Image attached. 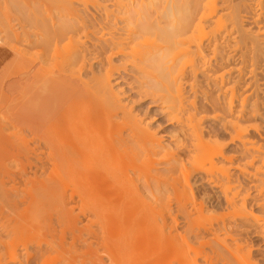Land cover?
Masks as SVG:
<instances>
[{
	"label": "bare ground",
	"instance_id": "bare-ground-1",
	"mask_svg": "<svg viewBox=\"0 0 264 264\" xmlns=\"http://www.w3.org/2000/svg\"><path fill=\"white\" fill-rule=\"evenodd\" d=\"M69 1L67 2L66 6L65 4L63 6V3H65L66 0L65 2H63L62 0L60 5L62 4L61 6L64 9H66L67 7V10L70 11L69 15L72 16L76 14L74 12L71 13V9H73V4H74L72 2L74 1L82 2V1L80 0H69ZM109 1H110L109 3H111V5L116 8V15L114 14L115 11H112V8L110 9L111 10L110 11L106 9L108 8L106 7V5L101 6L102 4H99L100 2L99 3L95 2V4H98L95 7H98L97 8L98 11L101 12L99 18H95L94 16L80 17L79 15H77L80 14L78 12L76 15L73 16L77 19L74 20V24H73V19H74L73 17H72V23L70 22L71 25L68 24L69 20L68 22H64L70 26L68 25L66 26V24L64 25L65 27L64 29L68 28V30L67 31L63 30L62 34L56 36L57 37V39H55L56 43L58 42L61 43L65 41L67 42V44L64 42L66 46L67 45L71 46L70 44L71 41L73 40V37L76 34H78L77 32L79 31L83 32V37L85 38L84 40L88 41V43L90 42V40L92 41L89 46L86 45L87 43L86 41H82V42L78 41L79 46L77 47L75 46L76 48L73 49L72 51L70 50L71 54L69 53L70 55H68V60L66 62V65L65 67H63L64 69L59 70V71L62 70V72H60L59 75L55 74L56 78L57 76L61 77L60 79H62V81H60L57 78L58 81L54 82L53 79L51 80V82L53 83H47V85H45L43 88L41 87V85L38 86V88L35 91V94L33 93L34 96L30 97L32 99H30V101L27 103L30 104L29 107L31 109L28 116L27 115H26L27 117L25 115H24L25 117L18 116L21 119L20 121L19 118H16L18 119L16 122L21 124L25 122L22 121V118L23 120L28 119L27 123L29 122L30 124V129L32 134L31 137L32 139L30 142L32 145L30 146L31 148L29 146H26L29 149L26 148L27 149L26 152H24L25 150L23 152L28 156L27 158H30L29 162L26 161L30 164V166L28 165L30 170L32 169L31 165L32 167L34 166L32 172L33 175L35 176L37 175V173L39 174L40 171L42 173L41 175H43V176L39 175L42 178L41 181H38V179H36L35 181V178L29 177L28 174L30 172L27 174V171L23 170L24 168L27 169V167H24L26 166V164L24 165V162L22 160L24 157H22V159L20 158L22 162L19 161L20 162L19 164H23L20 165L22 167V168L20 167L19 169L20 172L22 173L20 174L24 175L25 172L26 173L25 175L26 176L28 175L27 178L29 179V181H27L26 183L34 181L35 184H38L35 185L32 182L30 183L32 184L31 189L30 188L28 189L30 191L27 192L26 194L24 193L25 195L29 193L27 195V198L24 197L23 194H17L20 184L17 183L18 181H16L15 177L18 176L17 174L19 173L17 172H19V170L17 171L16 169L17 174L13 173V171L10 170L12 166L11 165L9 166L7 162L3 164V161H6L5 159L2 161V159L6 158L8 154L6 155V157L5 156L3 157V153L2 152L0 153L2 155L0 160V264H43V263L72 264V262H74V260L76 259H80L81 261L79 262L80 264H158V259L160 260V258L157 257L159 255L161 256L163 253L161 252L162 248L160 250V248H158L159 245L157 246L155 244V241L157 240L159 233L158 230H160L161 227L162 230L164 229V227L165 228L167 227L168 230H170V232L172 231L176 232L177 230L176 226L180 224L177 223L178 220L175 215L166 216L164 213L170 212V207L174 205L176 213L174 210L173 213L180 214L181 212L183 213L181 215H184L182 216V218L185 217L186 219L189 220L188 217H191L193 212H195V214L196 213L201 214L200 216H202L203 215L202 212L206 210L204 207V203L202 201L196 202L197 199L196 200L192 199L193 197V190H192L193 187L191 184L192 180L194 181L195 177H197V181L206 184H211L213 188L217 189L219 192H221V194L224 195H225L224 188L230 185L229 186V190H230V187L232 188L233 186L236 185L233 183L234 182L233 173L230 174V170H232L230 169L231 167L230 166L226 167L227 164L226 162H228V159L223 151L224 148L223 145L221 143H218L217 141H209L208 140L209 138L206 139L207 138L206 136H208V132H205L204 127H202L203 122L206 120V118H204L205 116L203 118L196 119L195 116L191 115L189 119H186V121L185 119H183L182 121L181 118H179L180 116L178 117L175 114L174 116L171 115L169 113L170 111L169 112L167 111L168 108H165L166 105L169 103L167 101H170L169 99L170 97L168 98V96L165 95L171 93L169 92L170 89L174 91L177 95V97L175 95L173 97L180 99H182L181 96L183 95L182 93L185 90V86H183L184 81H185V85L189 87L190 90H194V87L192 86L193 83L191 84L184 79L187 78L188 76H191L192 74H193L192 76H195L196 74L195 69H193L192 74H190L191 72L188 71L189 72L188 73L185 70L186 68L182 69L181 67H179V65L182 64L183 58H185L186 56L190 57L193 54L192 51H190L191 49H189L190 48L189 44L191 45V43L193 42L189 40L192 39L194 40L195 38L193 37V34H195L198 31V29H201V27L202 28L204 27L203 24L206 22L204 20L210 19L211 21L212 15L214 13L212 15L210 12H209L210 14L209 13L207 14L209 10L208 11L205 10V5L203 6V2L205 0H202L203 2L201 0H164V1L159 0L160 3L158 2V0H156L157 3H155L156 4L155 6H157V8L160 6V8L163 11L159 9L161 16L156 17L155 20H153L152 18L151 21V19H149L151 17L148 18L146 16H150L148 14H150V12L153 11L152 9H154L153 11L154 13L156 12L155 13L156 16L158 15L159 12L157 11L158 9L155 10L156 8L154 6L153 8L151 7L152 9L148 8L151 11L146 10L147 4H144V0H137V5L134 6V7L136 6L138 7L136 8L137 10L136 9L130 10L126 8V6L123 5L124 3L122 4L120 0H109ZM149 1L150 2L148 5L150 6L152 5L151 4L152 1L151 0ZM228 1L231 4L239 0H228ZM241 1H245V0H241ZM199 2L202 3L201 5L203 6L204 11H207L204 13V17L206 18V16H210L211 18L209 17L208 19L207 18L205 19L203 18V15H201V17L199 16L198 12L200 14L204 12L202 11L201 5H200L201 10L198 9L197 11V7L200 4ZM205 2H207V0ZM227 2L225 1L222 3L227 5L224 6L226 7L229 6L230 8H232L230 4L228 5ZM252 3L256 4L257 0L256 1L253 0ZM259 4H261V0ZM207 5L208 4H206V6ZM243 5L244 4H242V6ZM248 5L251 6L250 4ZM262 6L259 7L262 9ZM62 7H59V9ZM255 8L257 9L258 6H255ZM35 9L38 10L37 8ZM206 9L208 8L206 7ZM245 9L247 10L246 6ZM72 11H75V6H74V10ZM153 12H151L152 13L151 15L155 16ZM230 12L232 13V11ZM251 12L249 13L251 14ZM32 13H31V20H34L33 22L36 23L38 19L37 16L40 13H38L37 15H35L36 13L35 14ZM112 13L115 15L114 17H111ZM196 13L198 14L197 16ZM129 14H132V16L131 17L128 16L127 18L124 17ZM258 14L260 15V12L259 13L257 12L256 14L257 19L254 21L257 24H260L261 22L260 19L258 20V18L264 15L262 14V12H261L262 16L261 15L259 16ZM62 15L64 14L62 13L61 16ZM65 17L63 20H65ZM195 17L198 20V24L199 21L201 22V20L203 19L201 26L199 24L196 29L195 27L197 26V22ZM239 19L238 20L234 19L233 22H231L232 23L231 26L233 25V28L231 27L232 30L235 29V27H239L240 23H242V21H240ZM38 22L36 24H38ZM59 22L60 21H58V23ZM194 22L196 23V25H193ZM212 22L213 21H211V23ZM43 24L44 23H42V26ZM48 24L49 26L51 25L50 21ZM57 25L59 26V24ZM95 25L99 28H97ZM49 26L48 28L51 27ZM104 27H107V30H109V32H111V30L114 31L111 34V36H109V33L106 30V32L108 33L107 35L109 36L107 37L109 38L108 40L107 38L105 39V37H103L101 34H100L101 36L97 37L99 32L96 29H100V30L105 29ZM191 27H192L191 30H193L194 28L195 31L194 30L191 31L190 30ZM153 28H156L158 34L155 35L157 38L159 39L161 38L160 40L163 41L162 43H164V45L158 43L157 45L159 46L162 45V46L153 49V51L150 53L146 52L147 54L145 53L144 55H142V57L139 56L138 62L140 64L139 66H142V64L144 66L142 68L140 67L139 70L144 68H151L153 69V71L156 72L157 75L153 76L152 78L149 77L150 76L149 75L148 77L152 79L150 81L148 80L149 83L143 84L140 83L139 81L140 84L138 86L136 84V87L130 86L129 91L135 92V94H137V96L139 97H143V96L150 97L151 106L153 107L160 106L161 110L162 109L164 110L163 114L166 116V122L168 126H174L177 128L178 131L176 135L171 134V137H169L168 139L169 141L166 144L162 140L163 136H165L164 134L157 135L156 131L153 132L149 129V127H147L146 124H145L146 126L143 125L144 124L143 121L137 118V115L132 114V110L127 105L128 103L127 104L124 103L123 98L124 96L126 97V95L124 94L125 93L124 88L122 89L120 86L121 84H127L126 82L127 79L125 80V77L120 75L119 72L120 70L126 69L124 68L126 66L125 65H123L124 67L119 65L116 66L114 65L115 63L113 64L114 58L120 56L124 57L126 55V50L128 49V47H130L129 46L130 44L135 43L137 39H139L141 36L143 37L144 34H146L148 31H150V33H152L153 31L155 32L156 30H154ZM231 28L229 30H231ZM152 29L153 31H151ZM44 30L46 31V28ZM203 30L205 29H202V31ZM225 30L226 32L229 31V30L227 31V29ZM60 31L62 32V30ZM47 32L48 31H46L45 34H47ZM188 32L189 33L193 32V34L192 33L187 34ZM229 33L230 32H228V34ZM158 35L160 37H158ZM46 36L49 37L51 35H46ZM183 36L186 37L187 41L184 42L187 43L183 42V40L185 39V37ZM189 36H192V39ZM53 37L54 35H52V37L50 38ZM187 37L190 39H187ZM257 37L258 38L260 37L262 39L261 41H264V31L262 29L260 33L258 31ZM215 39L212 40V42L213 41L218 42L217 41L218 39L216 40ZM51 42L53 41H50L49 43ZM212 42L209 41V43L213 45H210L207 42L208 47L214 46L216 48L217 46L216 42L213 43ZM214 43L216 44V46ZM262 43L263 42H261V44ZM46 44L49 46L48 42ZM185 44H188L187 45L188 48L187 47L184 48L185 46L183 45ZM178 47H181L179 51L177 50L179 49ZM200 47L197 45L196 48L198 51L196 50V48L194 50L195 53H197L198 55H200V53H198L201 50ZM232 51L234 52V50ZM176 52L178 55L180 54L179 56L182 57V60L181 57L178 58ZM183 52L186 55L185 57L183 56L184 54L181 55ZM187 52L189 54H186ZM88 55H90L93 62H100V63L105 62L107 64L106 66L107 68L104 71L102 70L103 71L102 75L95 74L92 66L90 64H87ZM227 57L231 58L232 56L227 55ZM202 58L203 57H201L200 55L201 62L204 61ZM138 62L136 64H138ZM175 62L178 64H176ZM227 62L229 61L227 60ZM202 65H206L205 61L203 62V64H201V66ZM176 66H178L183 71ZM206 67H204L205 70H207L208 68ZM74 68H76L75 72L72 71L74 70ZM204 69L202 70L203 73L205 72ZM240 72L238 71V74ZM82 73L83 74L85 73L86 74L85 76L90 75V79L83 80ZM192 76L191 78H195ZM238 76L237 78H240V75ZM188 79H190V77L187 78V80ZM114 85H116L118 88L114 89ZM129 85L127 84L126 86ZM223 85L224 84L222 82V79L220 80L219 83H217V81L215 83V86L219 90V92L226 91L225 90L226 88L223 89ZM231 88H232L231 90L229 89L231 93L228 92L230 95H228V93L226 95V97L229 96L227 98L228 99L227 108L230 110V113H232L231 107L233 103V96H235L233 95V87ZM41 89L44 91V94L43 93L41 94L42 92ZM223 92L221 94H224ZM170 95L172 100L173 98L172 94ZM191 104L192 103H190L189 105ZM242 106L243 104H241V107ZM116 119L117 120L121 119L122 122H128L129 124L128 132L125 131L126 133H122L120 131L123 128L119 129L120 123ZM230 123L235 130L236 139L240 142L244 150L248 153L252 151L253 153L260 154L261 147L258 148L254 146L253 142L247 140L249 138H246V140H244L246 136L243 137L244 139L241 138L242 134L243 133L246 134L247 131L245 133V131H243L239 127V125H237V123L235 122H230ZM0 143H5V141ZM23 148L25 149V147ZM1 149L3 150V148ZM5 154L6 153L4 152V155ZM27 158H25V160H28ZM8 166L10 168H8ZM11 169H13V167ZM158 169L162 171L159 172ZM38 170L40 171L36 173V171ZM242 170L243 169H241V172L244 173L245 170L244 171ZM11 171L13 174H16L14 175L15 177L13 176ZM25 175L23 177H25ZM253 177L255 178L256 176L254 175ZM232 184L234 185L232 186ZM17 185L19 186L17 187ZM260 187L262 188L260 189ZM233 188L235 189V187ZM236 189L238 191V188ZM23 190L24 189H22V191ZM169 193H171V196H167V194ZM258 193H260V195L258 194L260 197L264 198V176L263 179H261V185L259 186ZM234 194L236 193H233L231 198H228L229 196L228 197L224 196L225 198L224 202L228 204L227 206L229 205L232 206L233 204L234 205L236 204L235 198H237L236 196H238V194H236V196ZM49 196L50 197L54 196L55 198L59 196L60 197V198L58 197V199H60L59 204H57V206L56 204H54L52 206L53 208H51L50 201L53 200L54 198L50 199L48 198ZM150 201H153V204L152 203L150 204ZM156 203H158L157 206L154 205ZM261 207L264 208V202L261 204ZM57 208H59V210ZM55 209L60 211L59 214L60 216L61 215L63 216V219L61 218V221L64 220L66 227H68L67 228L68 232L71 233L69 234V236L70 235L72 236L71 239L74 240V242H72V240L70 241V243L65 242L66 236L68 235L64 234L62 231L60 232L64 236H59V238L57 236L59 242L58 243L52 242L55 239L52 240L51 237L52 236L55 237L57 234L56 233L54 235L52 233H54V231L58 232L57 230H55L56 226L54 227V225H57L56 223L59 222L56 220V215H58L57 214L58 211L53 212L56 211ZM52 214L55 215V220H53V222H52V218H53ZM195 214L193 216L195 218H192V220L197 219L198 220L197 222L201 221L200 218H196ZM79 215L82 216V219L83 218L85 219L84 223H82L83 221L81 222ZM164 215L166 217H169V221H170L169 223L166 222L167 219L164 217ZM200 216L198 215L197 217ZM204 216L201 219H203ZM245 216H247L245 217L246 219L249 217L246 214ZM250 220H252V222L254 221L255 225L258 224L257 225L258 228L261 227L259 231L260 234L259 232L256 233L259 234V236L261 235V238L264 240V220L260 222H258L256 219L255 221L252 218ZM185 221L186 220H184V222ZM210 221L213 222V220ZM216 221L218 222V220L215 219L214 222ZM201 222L203 223L204 221L202 220ZM221 222H222V224H220L221 226H218L217 224V226L215 227H217L220 230L224 229L222 230V232H225L226 230L225 227L227 226H225L223 221ZM254 222L252 224H254ZM51 223L54 224L51 225ZM159 225H161L160 228ZM200 225H198L199 228L201 227ZM205 225L206 224H204V226L202 225L204 227L203 230H199L197 228L198 230L195 232V234L194 235L191 234L193 236L192 237L193 239L195 238V240L197 241L199 240V242L201 241L200 243H202V247L204 245H208L209 241L213 240L214 242L215 239H217L216 238L217 231H215L216 229L212 226L213 224H211L210 222L207 223L206 227ZM226 225L228 224L226 223ZM60 232L58 233L60 234ZM191 233H193V231ZM72 234H74V236H76L77 238L80 235L81 238L88 236L87 240L91 239L90 241H88L89 242L88 243L85 237V239L83 238L85 241L81 242L80 240L83 239L79 237V239H77L79 240L77 241V244L80 247L83 244L85 246H82L81 248H79V250L77 248V250L79 252L83 248L82 250H84L85 253L82 250L80 252H83L85 255L88 254L87 257L89 256L92 258L89 257L79 258L83 253L80 254L78 252H75V250H73L75 254L71 251L72 254L69 255L71 252L69 251L70 252L69 253L67 252L68 250L65 249L66 250L65 252L69 254L68 256L66 255L67 253L63 254L65 253L63 252L64 251L63 247H66V244L68 245V244L76 243V239H74V236ZM48 235L49 237L51 236L50 237L51 242L53 244L55 243L57 247L53 245H52L53 247L47 245L48 248L47 247L43 248L42 243L44 242L42 241L41 243L40 238L45 237V239H47L46 236L48 237ZM177 236L178 235L176 234V237ZM57 239L56 241H58ZM170 239L172 240L173 236ZM197 241L195 242L199 244V242ZM61 242L64 243L63 244L64 246L63 245L61 246L62 244ZM80 242L82 243V245ZM176 242L177 241H175L174 243ZM93 243L96 244L97 246H100L98 244H102V243L104 244V247H106L104 248L105 252L107 250L106 257L102 254H99V256L101 255L100 257L97 256L96 251H94L91 248V246L96 247V245H94ZM189 243L187 245H189ZM58 244L60 246H58ZM49 245H51L50 241H49ZM149 245H151V249H146V246L149 247ZM211 245L213 244H211L210 242V245H208V247L210 248ZM71 246H74V244H72ZM189 246H193V244ZM198 246H199L198 248H200V245ZM235 246L237 249H239L240 247L239 245H235ZM59 247L60 248L62 247L63 251L61 250L60 252L63 253L62 254L58 253V254L63 255L62 256L63 258L59 256L60 258L56 260L54 259V261H51L50 260L51 258H44L48 256V254H50V251L52 249L56 251V248L58 249ZM205 247L206 246H204L203 248ZM220 247L221 249L222 247L224 249V246H220ZM30 248L32 250H30ZM187 248L184 250H188ZM213 248L214 245L210 249ZM215 248L217 247L215 246ZM236 248H233L231 250H236L235 252L237 253L238 250ZM219 249L217 248V250ZM195 250L192 251L193 252L192 254H194L193 258H178L176 259L177 260L176 262L178 263L181 260L179 264L180 263L199 264L198 263L199 258H197V256H199V253L201 254V252L199 251L197 252ZM214 250L216 249H213L210 252H213ZM99 251H101V248H99ZM170 251H174V249L173 250L170 249ZM170 251L168 252L170 253ZM185 252L186 251H184L183 253L181 251L183 255L185 254ZM217 252L218 251H216V253L214 252V254L217 255L218 258L216 256H215L216 258L215 257L213 258V256L212 258H207V257L200 258L201 261H203L202 264H212L213 260H214L213 264H234L233 263L234 260H235V264H254L251 263L252 261L249 263L245 262L244 261L245 258H242L243 261L241 259L240 261L237 258H233V257L224 258L223 255H227L229 251L227 252L224 250V252H226L225 254L222 251L223 252V254L221 253L222 258L220 256V251L219 254ZM248 252L250 253V251ZM214 254L212 253V255ZM233 254L232 256H234ZM72 255H74L73 258H68ZM64 256H66L67 258H65ZM75 256H78V258ZM102 256L105 258H101ZM228 256L230 255L228 254ZM82 257L84 256L82 255Z\"/></svg>",
	"mask_w": 264,
	"mask_h": 264
},
{
	"label": "rangeland",
	"instance_id": "rangeland-1",
	"mask_svg": "<svg viewBox=\"0 0 264 264\" xmlns=\"http://www.w3.org/2000/svg\"><path fill=\"white\" fill-rule=\"evenodd\" d=\"M59 1L60 0H0V49L5 51V54L3 56V61L0 64V138H1L0 142L5 141V143H0L2 145V146L0 145V149L3 148V150L1 149L2 151L0 150V153L1 152L3 153V157L4 156L6 157V155L8 154L6 158L2 159V161L5 159L6 161H3V164H5V162H7L9 166L11 165L13 167V169H11L12 167L10 168L8 166V168H10V170H12L13 173H16V169H17V171L20 169V167H21L20 165H23V164H19L20 163L19 161L22 162V160H23L24 165L26 164V166H24V167H27V169H25L23 167L24 168L23 170L27 171V174L30 172L32 175L29 173L28 174L29 177L35 178V181H36V179H38V181H41L42 178L40 176H43V175H41L42 173L40 170L36 171V173L40 171L39 174L37 173V175H35V176L33 175L32 172H33L34 166L32 167V165H31L32 169L30 170V168L28 167V165L30 166V164L28 163L30 161L29 160L30 158H27L28 156L24 153V152H26L27 149H29L26 146L30 147L32 145L30 143L31 139H32L31 138L32 134H31L30 124H29V122L27 123L28 119L23 120V118H22V121H25V122H23L21 124V123L16 122L18 120L16 118H19V121H20L21 120L20 117H25L26 115L28 116L31 109L29 107L30 104H27V103L30 101V99H32L30 97L34 96L35 91L38 88V86L41 85V87L43 88L45 85H47V83H53V82H51V80H53V79H54V82L58 81V79L60 81H62V79H60L61 77L57 76V78H58L57 79L55 74L59 75V73L62 72V70L61 71H59V70L64 69L63 67H65V65H66V62L68 60V55L71 54V51L73 49H75L77 46H79L78 41H80V42L86 41V40H84L85 38L83 37V32H81V31L77 32L78 34H76L73 37V40L71 41V44H70L71 46H69V45L66 46L67 42H65V41H63L61 43L60 42L56 43V40H55V39H57L56 36H59L60 34H62L63 30H66V31L68 30V28L64 29L65 28L64 25L66 24L64 22H68V20H69L68 24H70V22L72 23V17L74 15H76L78 12L80 14H77V15H79L80 17L94 16L95 18H99L100 17L99 15H101V12L98 11V9H97L98 7H95L96 5H98V4H95V2H97V3L100 2L99 4H102L101 6L106 5V7H108L106 9H108V10H110L112 8V11H115L114 14L116 15V8L113 7L111 5V3H109L110 2L109 0L108 1L107 0H95V1L94 0H88V1L86 0L87 2L85 0H80L82 2L77 1L78 3L74 1V2H72L74 4H73V9H71V13L74 12L76 14H74V15L71 14L72 16L69 15L70 11L67 10V7H66V9H64L61 6L62 4L60 5L62 0L60 2ZM68 1L66 0V2H65V0H63V2H65V3H63V6H64V4L66 6ZM84 1H85V3H84ZM120 1L122 4L124 3L123 5H125L126 8H128L130 10H135L136 8H138L137 6L134 7L135 5H137V0H120ZM151 1H152L151 2L152 5L149 6L148 4L150 1L144 0V4H147L146 10L152 9L154 6L156 8L155 10L158 9L157 11L159 12V9H161L160 6L158 8H157V6H155L156 5L155 3H157V1L156 0H151ZM153 1H156V2H153ZM163 1H161V2H163ZM205 1L204 2L202 1L203 6L205 5V10H207V11L209 10V11L208 12L204 11L203 6L201 5L202 3L199 2L200 4L197 7V11H198V9H200L202 7V11H204V12L200 11V12H202V14H200L199 12H198V14L200 17H201V15H203V18H205L204 17L205 12H207V14L210 12L211 15L214 13L212 15V18L210 16L205 15L207 19L210 17L211 21H213V22L211 23L210 19L204 20L206 22H208V21H210V22H208V23L205 22L203 24L204 27L203 28L201 27V29H198V31H197L198 33L196 32L195 34H193V32H191L193 34V37H195V38L193 40L192 36H189L192 39L189 41H193L191 43V45L189 44V46H190L189 49H191L190 51H192V53H193L192 55L190 54L191 55L190 57L186 56L185 53L183 52L181 55L184 54L183 56L184 57L186 56V57L183 58V60H182V57L179 56L180 54L178 55L176 52V54L178 55V58L181 57V60H182V64H180L179 67H181L182 69L186 68L185 70L187 72L188 71L191 72L190 74H192V72H193L192 70L195 69V72H196V74L194 73L195 76H192L193 74L191 75L192 77H195V78H191V76H188L187 78L190 77L191 80L190 79L187 80V78L184 79L191 84L193 83L192 86L194 87V90H190L189 87H187L185 85V81L183 80L184 81L183 86H185V90L182 93L183 94L181 96L182 99L176 98L177 97L176 93L170 89V91H169V92H171L170 94H172V97L175 95L176 99L173 97L174 99L172 98V100H171V95L169 93H168L169 95L166 94L165 96H168V98L170 97L169 98L170 101L166 100L169 103L168 104L166 103L167 105L165 108H168L167 111L168 112L170 111L169 113L171 115L174 116V114H175L178 117L180 116L179 118H181L182 121H183V119H185V121H186V119H189V117H191V115L195 116L196 119H200V118H203L205 116L204 118H206V120L202 124V127H204L205 132H208V136H206L207 138L206 137L205 138L206 139L209 138L208 139L209 141H217L218 143H221L223 145V147H224L223 151H224V153L228 159V162H226L227 163L226 167L227 166L231 167L230 169H232V170H230V174L233 173V178H234L233 183L236 185L233 186L234 184H232V186L235 187V189L232 187L234 189V191L231 187L229 190L230 185L226 187L227 189L224 188L226 190V192L224 190V193H225V195H224V194H221V192H219L217 189L213 188L211 186V184H206V183L197 181V177H195L194 181L192 180V183H191L192 187H193L192 199H194V200L197 199L196 202L202 201L204 203V207L206 209L202 212V214H203L202 216H200L201 214H197V213L195 214V212H193V213L196 215V218H200V220L201 221L203 220L205 223L204 222L202 223L201 221L197 222L198 221L197 219L192 220V218H195V217H193L194 216L193 213H192L191 217H188L189 220L186 219L185 217L182 218V216H184V215H181V214H183V213L180 212V214H175L176 213L175 207H174V205H172V207H170L171 214H170V212L164 213V214L166 216L167 215H171V216L175 215L177 220H178L177 223H180V224H178L176 226V229H177L176 232L175 231L170 232V230H168L167 227L166 228L164 227V229L162 230L161 225H159V228L160 227L161 228H160V230H158L159 233H158V237L156 240L158 243L155 241V244L157 246L159 245L158 248H160V250L162 248L161 252H163V253L161 256L159 255L157 257V258H160V260L158 259V264L159 263L160 264H170V262L172 260H174V261H172L171 264H173V263L179 264V262L181 260L179 259L180 261L178 260L179 262L177 263L176 259H178V258H193L194 254H192L193 253L192 251L195 249H196L195 251H197V252L199 251L202 254L201 255L199 253V256H197V258H199V260H198L199 264H202V262H203V261H201L200 258H204V257L205 258L206 257L212 258V256H213V258L215 256L217 257V255L214 254V252L216 253V251H218L217 252L218 254L220 251V256L222 258V254H223L224 250L227 252L229 251L228 254L230 255V256H228V254L223 255L224 258H232L233 257V258H237L238 260L241 259L242 261H243L242 258H245L244 261L248 262V263L252 261L251 263H254V264H264V240L261 238V235L259 236V234H260L259 231H260L261 227L258 228L257 227L258 224L255 225L254 221H253L254 224H252L253 222H252V220H250L251 218L254 220L256 219L258 222L264 220V208L261 207V204L264 202V198L260 197L259 196L260 193H258L259 192V186L261 185V179H263V176H264V174H263L264 173V41H261L262 39L260 37L259 38L257 37L258 31H259V33H260L261 29L264 31V16H262V14L264 15V0H261V4H259L260 0H257L256 4L252 3L253 0H245V1L239 0V1H235L231 4L228 0H222V1L221 0H207V2H205ZM225 1L226 2L228 1L227 2L228 5L230 4V6L232 8H230L229 6L226 7L227 5L222 3ZM246 1H248V2L250 1V2L248 3ZM254 1H256V0H254ZM158 2H159V0H158ZM245 2H246V4L248 3L251 6H249L248 4H247L248 5L247 6L245 4ZM82 3H84V4H82ZM206 4H208V5L206 6ZM242 4H244V5L242 6ZM252 4H253V6H252ZM254 4H255V6H258L257 9L255 8ZM57 5L58 6L60 5L59 7H62L63 9L62 8L59 9V7ZM83 5H86V6H83ZM158 5H160V4H158ZM200 5H201V7H200ZM224 5H226V6H224ZM74 6H75V11H72V10H74ZM239 6H240V9H239ZM245 6L247 7V10L245 9ZM259 6L260 7L262 6V9ZM162 7H163V5H162ZM206 7L208 9H206ZM235 7H236V9H235ZM35 8H37L38 10H36ZM113 8H114V10H113ZM77 9H78V11H77ZM248 9H249V11H248ZM152 10L154 11V9H152ZM213 10H215V11H213ZM237 10H239V11H237ZM36 11H38V12H36ZM55 11H57L58 14ZM149 11H151V10H149ZM153 11H151V12H153ZM230 11H232V13ZM256 11L258 13L260 12V15L262 16V17L258 18V20L260 19V22H261L260 24H257L254 21L257 19V16H256L257 12ZM32 12L34 14L36 13L35 15L40 13L37 16L38 17L37 21L35 20L36 23L39 21L38 24L33 22L34 20H31V13ZM151 12H150V14H148V12H147V14L150 16H146L148 18L151 17V18H149V19H151V21H152V18H153V20H155L156 17L161 16L160 12L159 13L157 12L158 13L157 16L155 14L156 12L155 13L153 12V14L155 16L151 15L152 14ZM249 12H251V14ZM261 12H262V14H261ZM62 13L64 15L61 16ZM236 13H239V14H236ZM114 14L112 13L111 17H114L115 16ZM198 14L196 13V16ZM81 15H83V16H81ZM231 15H232V17H231ZM237 15L240 17V19ZM55 16H56V19H55ZM65 16H67L69 19ZM128 16L131 17L132 14L126 15L124 17L127 18ZM64 17H65V20H63ZM254 17H255V19H254ZM60 18H61V20H60ZM73 18H74L73 19V24H74V20L76 18L75 17H73ZM230 18L232 19V21ZM198 19H201V18H198ZM234 19H237V20L239 19L240 21H242V23H240L239 27H235V24H234L235 29L232 30L233 25L231 26V24H232L231 22H233ZM42 20H44L45 22ZM202 20H201V22L199 21L200 26H201ZM49 21L51 24L50 26L52 28L48 24ZM58 21H60V22L58 23ZM62 21H63V23H62ZM196 22H197V26L196 27L193 26V27H195V29L199 25L197 18H196ZM42 23H44L43 26H42ZM56 23L59 24V26ZM68 24H66V26ZM205 24H206V26H205ZM45 25H46V27H45ZM70 25H68V26H70ZM76 25H77V23H76ZM193 25H196V23L194 22ZM48 26L51 29L48 28ZM200 26H199V28H200ZM43 27H44V29L46 28V31H48L47 34H45L46 31L43 29ZM74 27H76V26H74ZM97 28H99V27H97ZM104 28L105 29H101V30L96 29L99 32V34L97 33L98 34L97 37L102 35L106 39L107 37L111 36V34L114 32L111 29H110L111 32H109V30H107V27H104ZM230 28L232 31L229 30ZM153 29L156 30V28H153ZM153 29L151 31H153ZM191 29H192V27L190 28V30ZM195 29L193 28L194 31H195ZM202 29H205V30L202 31ZM225 29H227V31L229 30L228 32H230V33L228 34V32H226ZM60 30H62V32ZM104 30H105V32H104ZM106 30L109 33V36L107 35L108 33L106 32ZM193 30H191V31H193ZM44 31H45V33H44ZM101 31L104 32L105 34L102 33ZM199 31H201L202 33ZM225 32L227 35L225 34ZM149 33H150V31H148L146 34H144L143 37L141 36L139 39H137L135 41V43L130 44L129 45L130 47H128V49L126 50V55L124 57L120 56V57L114 58L113 64L115 63L114 65H116V66L117 65H119V66L125 65L126 66V67L123 66L126 69L120 70V72H119L120 75L125 77V80L127 79V81H126L127 84L128 85L130 84L129 86H126L127 84H121V86H120L122 89L124 88V92H125L124 94L126 95V97L124 96V98H123L124 103H126V104L128 103L127 105L132 110V114L137 115V118H139L143 121V123H144L143 125L146 124L147 127H149V129L151 131H153V132L156 131L157 135H163L164 134L165 136H163L162 140L166 144L169 141L168 139H169V137H171V134L176 135V133L178 131L177 128L174 126H168V124L166 122V116L163 114L164 110L163 109L161 110L160 106H155V107L151 106V104H150L151 98L150 97H147V96L139 97V96H137V94H135V92L129 91L130 86L136 87V84L138 86L140 83H143V84L149 83V81L152 80L149 77L152 78L153 76L157 75L156 72L153 71V69H151V68H144V69L139 70L140 67L141 68L144 67L143 64H142V66H139L140 65L138 62L139 56L142 57V55H144L146 52L150 53L153 51V49L164 45V43H162L163 41L160 40L161 38L159 39L155 35V34H158L157 30L155 32L153 31L150 34ZM191 33L188 32L187 34H191ZM46 35H51V36L47 37ZM52 35H54V37H53L54 39L50 38V37H52ZM159 35H158V37H160ZM224 35H225V37H224ZM45 37H47V38H45ZM183 37H185V36H183ZM183 37H182V39H183ZM197 37H198V40L200 39L199 41L197 40ZM213 37L218 39L217 40L218 42L213 41V42H216V44H217V46H216V44L214 43L216 48L214 46L208 47L209 41L212 42V40L215 39ZM190 38L187 37V39H190ZM108 39L109 38H107V40ZM46 41L48 42L49 46L46 44L47 43ZM50 41H53V42L49 43ZM91 41L92 40H90L89 43H88V41H86L87 42L86 45L89 46ZM184 41H187L186 37L183 40V42ZM260 41L263 43L261 44ZM158 43H160L162 45L159 46V45H157ZM184 43H187V42H184ZM188 43H190V42H188ZM201 43H202V45H201ZM56 44H58V45H56ZM192 44H194V45H192ZM209 44L213 45L211 43H209ZM187 45L188 44L183 45V46H185L184 48H186V47L188 48ZM197 45L199 47L201 45V47H202V48L200 47L201 50L199 49L200 51L198 53H200L201 57H203L202 59L205 61L206 65L201 66V64H203L204 61L201 62L200 55H198L194 51L195 48L197 47ZM68 46L70 47V49ZM152 46H153V48H152ZM154 46H156V47H154ZM180 46H182V45H180ZM233 47H234V49H233ZM178 48L179 49H177V50L179 51L181 47H178ZM184 50H186V49H184ZM196 50H197V48H196ZM230 50L231 51L234 50V52L236 51L237 53L236 52L234 53L233 51L231 52ZM186 54H189V53L187 52ZM66 55H67V57H66ZM227 55L228 56L230 55L232 57L231 58L227 57ZM226 59L229 62H227ZM137 62H138V64H136ZM87 64H90L92 66V68L94 69L95 74H98V75H100V74L102 75L103 71L107 68L106 67L107 64L105 62L104 63L103 62L102 63L93 62L90 55L87 56ZM176 64H178V63H176ZM181 65H183V66H181ZM203 66L204 67L207 66L208 67V68L206 67L207 70H205ZM176 67H178V66H176ZM202 68L205 70L204 73L202 71L203 70ZM182 69H180V70H182ZM185 70H184V72H185ZM196 70H198V71H196ZM237 70L239 72L241 70L242 73L240 72L241 74L240 73L238 74ZM72 71L75 72L76 68H74V70H72ZM85 75H86L85 73L84 74L82 73L83 80H86V79L89 80L90 75H87V76H85ZM146 75H147V77H146ZM185 75H188V74H185ZM238 75H240V78H237ZM184 77H186V76H184ZM221 79H222V82L224 84L223 89L226 88L225 89L226 91L224 90L226 92V94L223 91L219 92V90L215 86L216 81H217V83H219ZM235 80H236V82H235ZM139 81H140V83H139ZM237 81H238V84H237ZM112 84H113V82H112ZM231 87H233V95H235V96H233V103H232V107H231L232 113H230V110L227 108L228 107L227 106L228 105L227 104L228 103L227 98L229 96L226 97L228 92L231 93V91H229V89L230 90L232 89ZM116 88H118V87L116 85H114V89H116ZM41 91H42L41 94L42 93L44 94V91L42 89H41ZM222 92L224 94H221ZM229 93H228V95H230ZM39 94H40V92H39ZM168 98H166V99H168ZM180 100H182V101H180ZM170 102H172V103H170ZM190 103H192L193 105L192 104L189 105ZM241 104H243L244 107L243 106L241 107ZM182 106H184V107H182ZM161 107H163V106H161ZM18 116H20V117H18ZM117 121L120 123L119 129L123 128L120 131L122 133L128 132V129H129L128 128V126H129L128 122H122L121 119L117 120ZM230 122L237 123V125H239V127L243 131H245V133L247 131L246 134H244V133L242 134L241 138L244 139L243 137L246 136L244 140H246V138H249L250 140L249 139H247V140L250 142H253L254 146H256L258 148L261 147L260 148V150H261L260 154L253 153L252 151L248 153L244 150V148L242 147L240 142L236 139L235 130H234V128ZM122 130H124V131H122ZM120 131H118V132H120ZM23 147H25V149ZM5 150H7V151H5ZM3 151L6 153L5 155H4ZM9 151H11L13 153H11ZM21 153H23V154H21ZM1 156L2 155L0 154V160H1ZM17 156H18V158H17ZM22 157H24V158L22 159ZM25 158H27L28 160H25ZM14 159H15V161H14ZM26 161H28V162H26ZM7 163H6V166H7ZM1 165H2V162H1ZM241 169H243L242 171L245 170L246 173H245V171H244V173L241 172ZM12 171H11V173H12ZM158 171L160 172L162 170L158 169ZM231 171H233V172H231ZM17 173L20 174L21 173L20 170ZM241 173H243V174H241ZM16 174H13V176ZM19 174H17V175L21 179L18 176H16V177L14 176L16 181H18L17 183L20 184V187L18 188L17 194H23L24 197L27 198V195L29 193L27 195H25V194L27 192H29L30 190H28V189L29 188L31 189V187H32L31 186L32 184H30V183L32 182L35 184V182L31 181V182H28L29 183L28 184V183H26L27 181H29V179L27 178L28 175L26 176L25 172H24L25 177H23L24 175H21L22 173L20 175ZM254 175L256 176L255 178L253 177ZM21 176L24 179L25 178H27V179H25V181H24V179ZM22 179H23V181H22ZM235 181H237V182H235ZM22 182H24V183H22ZM35 185H38V184H35ZM18 186L19 185H17V187ZM236 188H238V191ZM261 188L262 187H260V189ZM22 189H24L25 191L24 190L22 191ZM231 191H233V192H231ZM233 193L238 194V196H236V194H234L237 197V198H235L236 204L235 205L233 204L232 205L233 207L230 205L227 206L228 204L224 202L225 201L224 196H226V197L229 196L228 198H231ZM23 195H21V196H23ZM167 196H171V193L167 194ZM58 197L57 198H55L54 196L48 197L50 199L54 198L53 199L54 201L49 200L51 208H53L52 206L54 204H56V206H57V204H59L60 199H58ZM242 200H244L245 202ZM51 202H52V204H51ZM151 203L153 204V201H150V204ZM157 204L158 203H156L154 205L157 206ZM57 209L59 210V208H57ZM57 209H55L56 211H53V212H57L58 211ZM171 209H172V211H171ZM173 210L175 211V213H173L174 212ZM58 212H57V214L59 215L60 211H58ZM76 212H78V211H76ZM245 214L249 216L247 219L245 218V217H247V216H245ZM52 215H53V218H52V222H53V220H55V215L54 214H52ZM58 215H56V220L59 222L58 223L54 222L57 224V225H54V227L56 226L55 230H57L58 232L62 231L64 234L68 235V236H66V240H65V238H64V240H65V242L70 243V241L72 240L71 239L72 236L71 235L69 236V234H71V233L68 232V229H67L68 227H66L64 220L61 221V218L63 219V216L61 215L62 216L61 217L60 215L59 216ZM80 215H82V214H80ZM165 215H164V217L167 219L166 222L169 223L170 222L169 217H166ZM198 215L200 217H197ZM203 216L205 219L204 218L201 219ZM79 218L81 219V222L83 221L82 223L85 222V219L83 218L84 219L83 220L82 216H80ZM243 218H245V219H243ZM183 219L186 221L184 222ZM190 219L194 222H192ZM208 219H209V221H208ZM215 219L218 220V222L216 221L217 223L214 222ZM219 219H221V220H219ZM195 220H196V222H195ZM210 220H213L214 223ZM221 221H223L225 226H227V227H225V229H226L225 232H222V230H224V229L221 228L222 230H220L217 227H215V226H217V224H218V226H221L220 225V224H222ZM206 222L207 223L211 222V224H213L212 226L216 229L215 231H217V233H216L217 239H215L214 242H213V240L209 241V244H208V245H210V242H211V244L214 245L213 249H216V250H214L213 252H210L213 250V249H210L211 247H213V245H211L210 248L208 247V245H204L206 247L203 248L204 246L202 247V243H200L201 241L199 242V240L197 241V240H195V238L194 239L192 238L193 237L192 235H194L198 229L203 230L204 224L207 225ZM226 223L228 225H226ZM53 224L51 223V225H53ZM198 225H200L201 227L199 228ZM206 225H205V227H206ZM168 227H169V225H168ZM192 231H193V233H191ZM58 232L54 231V233H52L54 235L57 233L55 236L56 238L53 236L52 237L50 236L52 238V240L55 239L52 242L58 243L59 240L57 239V236H58V238H59V236H64L63 234H61V232H60V234ZM256 232L257 233L259 232V234H257ZM74 234H72V235L74 236ZM170 234H171V236H170ZM176 234L178 235L177 236L178 238L176 237ZM82 236H85V235H82ZM172 236H173V239L171 240L170 238ZM174 236H175V238H174ZM48 237H49V235H48ZM48 237L46 236L48 241H47V239H45V237L44 238L42 237L43 239L40 238L41 243H42V241L44 242V243H42L43 248L44 247L46 248L47 245L48 246H52V245L56 246L55 243L53 244L51 242V238L50 237L48 238ZM69 237H70V240H69ZM79 237H80V235H79ZM79 237L77 238L76 236H74V239H76V243H72V244H74V246H71L72 244H68V245L66 244V247H63L64 251H63L62 247L61 248L59 247L60 250H59V248L58 249L56 248V251L54 249H52L50 251V254H48V256L45 255L46 257H44V258H51L50 259L51 261H54V259L55 260L59 259L60 257L63 258L62 257L63 255H61V254L63 252H65L66 250H68L67 252H69V251L73 252V250H75V252H78L79 248H81L82 246H85L84 244L82 245V243H81V242L85 241L84 240L85 237H86L87 242L91 240L90 238H89L90 240H87L88 236L83 237L84 239L80 237L81 239H83V240H80L81 241L80 243L82 245L80 247L77 244V241H79L77 239H79ZM56 239L58 241H56ZM49 241H50L51 245H49ZM170 241H171V243H170ZM175 241H177V242L174 243ZM186 241L187 242L191 241L190 243L189 242L188 243H189V245L193 244V246L187 245L188 243ZM195 241L199 242V244L196 243ZM72 242H74V240H72ZM177 243L179 246L177 245ZM185 243H186V246H185ZM43 244H45V245H43ZM63 244L64 243H62L61 246ZM69 245L71 246L72 249L70 248ZM94 245H96V244H94ZM98 245H100V246H97V245H96V247L91 246V248L94 251H96L97 256H99V254H102L106 257L107 250H106V252L104 250V248H106V247H104L103 243L98 244ZM198 245H200L201 250H200V248H198L199 247ZM228 245H230V246H228ZM235 245H239L240 246V247L238 246L239 249H237ZM58 246H60V245L58 244ZM215 246L218 249L219 248L221 249L220 246H224V249L222 247L221 250L220 249L217 250V248H215ZM102 247H103V250H102ZM167 247H169V248H167ZM187 247H189V248L191 247L193 250L191 248L189 249ZM77 248H78V250H77ZM99 248H101V251H99ZM186 248L188 250H184ZM202 248H203V251H202ZM233 248H236L238 250L237 253L235 252L236 250H231ZM146 249H151V245H149V247L146 246ZM170 249L171 250L174 249V251H170ZM30 250H32V249L30 248ZM61 250L63 251L62 253L60 252ZM180 250L183 253H184V251H186V252L189 251V252L188 253L185 252V254H184L185 256H184ZM80 251L78 253H80V254L83 253ZM82 251H84V250H82ZM168 251H170V253ZM248 251H250V253ZM67 252H65L63 254H66ZM72 252L70 254L67 253L66 255L67 256H68V254L71 255ZM55 253H56V255H55ZM58 253H61V254H58ZM84 253H85V251H84ZM84 253L82 254L84 257H82V255H81V257H79V258L87 257L88 254L85 255ZM212 253L214 255H212ZM225 253L226 252H224V254ZM232 254L234 256H232ZM64 257L67 258L66 256H64ZM73 257H74V255H72L68 258H73ZM75 257L78 258V256H75ZM105 257L102 256L101 258H105ZM89 258H92V257H89ZM132 258H133V256H132ZM213 261H212V264H213ZM79 262H81L80 259H76V260H74V262H72V264H78ZM233 263L235 264V260ZM43 264H47V263H43Z\"/></svg>",
	"mask_w": 264,
	"mask_h": 264
},
{
	"label": "crops",
	"instance_id": "crops-1",
	"mask_svg": "<svg viewBox=\"0 0 264 264\" xmlns=\"http://www.w3.org/2000/svg\"><path fill=\"white\" fill-rule=\"evenodd\" d=\"M4 54H5V51L0 49V64L3 61Z\"/></svg>",
	"mask_w": 264,
	"mask_h": 264
}]
</instances>
